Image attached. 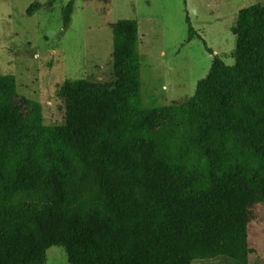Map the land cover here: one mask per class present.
I'll list each match as a JSON object with an SVG mask.
<instances>
[{
    "label": "trees",
    "instance_id": "1",
    "mask_svg": "<svg viewBox=\"0 0 264 264\" xmlns=\"http://www.w3.org/2000/svg\"><path fill=\"white\" fill-rule=\"evenodd\" d=\"M231 29L244 76L213 92L225 64L189 22L187 40L213 56L182 102L143 105L131 52L108 88L66 80L65 121L48 124L39 109L24 117L15 76L0 71L3 264H45L52 245L70 264H197L212 253L249 264L248 209L264 197V5L240 7Z\"/></svg>",
    "mask_w": 264,
    "mask_h": 264
},
{
    "label": "rangeland",
    "instance_id": "2",
    "mask_svg": "<svg viewBox=\"0 0 264 264\" xmlns=\"http://www.w3.org/2000/svg\"><path fill=\"white\" fill-rule=\"evenodd\" d=\"M67 1L0 0V71L15 76L11 98L24 117L39 109L48 124L65 121L66 80L85 78L108 88L115 60L131 52L140 58L143 105L188 100L203 85L213 56L202 39L187 40L189 22L225 64L212 77L218 92L230 79L244 76L231 29L238 9L264 5V0H74L65 27ZM248 210L249 264H264V197ZM194 262L233 261L212 253ZM45 264L70 263L63 247L52 245Z\"/></svg>",
    "mask_w": 264,
    "mask_h": 264
}]
</instances>
